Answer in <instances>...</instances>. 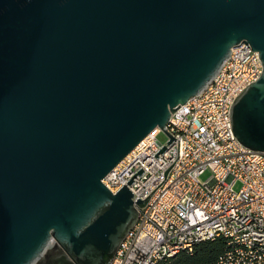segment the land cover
<instances>
[{
    "label": "water",
    "instance_id": "water-1",
    "mask_svg": "<svg viewBox=\"0 0 264 264\" xmlns=\"http://www.w3.org/2000/svg\"><path fill=\"white\" fill-rule=\"evenodd\" d=\"M242 42L264 0H0V264H109L147 201L103 179ZM231 116L264 152V70Z\"/></svg>",
    "mask_w": 264,
    "mask_h": 264
},
{
    "label": "built area",
    "instance_id": "built-area-1",
    "mask_svg": "<svg viewBox=\"0 0 264 264\" xmlns=\"http://www.w3.org/2000/svg\"><path fill=\"white\" fill-rule=\"evenodd\" d=\"M263 70L258 51L235 45L205 90L171 113L167 132L155 128L103 179L147 201L109 264H160L217 238L226 247L213 264H264V152L239 141L231 116Z\"/></svg>",
    "mask_w": 264,
    "mask_h": 264
},
{
    "label": "trees",
    "instance_id": "trees-1",
    "mask_svg": "<svg viewBox=\"0 0 264 264\" xmlns=\"http://www.w3.org/2000/svg\"><path fill=\"white\" fill-rule=\"evenodd\" d=\"M226 241L222 238L199 243L193 253L182 252L160 264H213L224 251Z\"/></svg>",
    "mask_w": 264,
    "mask_h": 264
},
{
    "label": "rangeland",
    "instance_id": "rangeland-1",
    "mask_svg": "<svg viewBox=\"0 0 264 264\" xmlns=\"http://www.w3.org/2000/svg\"><path fill=\"white\" fill-rule=\"evenodd\" d=\"M158 139H159L160 142H162V143H166V142L168 141V135H167L165 132L162 131V132L159 134ZM209 176H210V171H206V172L204 173V175H202V179H203V180H206V179L209 178ZM235 187H236V188H239V187H240V183H237Z\"/></svg>",
    "mask_w": 264,
    "mask_h": 264
}]
</instances>
